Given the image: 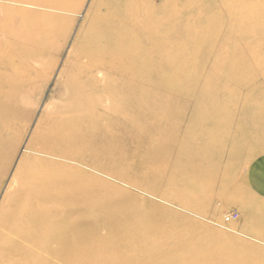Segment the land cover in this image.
<instances>
[{"label": "rangeland", "instance_id": "1", "mask_svg": "<svg viewBox=\"0 0 264 264\" xmlns=\"http://www.w3.org/2000/svg\"><path fill=\"white\" fill-rule=\"evenodd\" d=\"M96 1L64 0L61 11L30 8L31 37L45 47L34 49L36 66L26 55L6 71L13 80L5 83L23 81L27 90L2 154L0 204L19 164L32 156L31 138L50 118L45 107L66 103L60 86ZM166 5L176 14L168 89L175 112L155 117L173 124L171 134L143 120L141 132L113 142L115 160L93 159V170L36 156L80 168L94 181L78 211L96 224V239L83 237L59 264H264V0ZM121 241L124 263L115 258Z\"/></svg>", "mask_w": 264, "mask_h": 264}, {"label": "bare ground", "instance_id": "2", "mask_svg": "<svg viewBox=\"0 0 264 264\" xmlns=\"http://www.w3.org/2000/svg\"><path fill=\"white\" fill-rule=\"evenodd\" d=\"M170 1L97 0L91 6L87 31L60 86L66 103L45 107L50 118L31 138L27 151L32 156L19 164L0 204V264H59L72 257L83 237L84 243L96 239V224L78 211L80 202H89L85 187L93 179L80 168L36 156L93 170V159L100 156L113 162V142L141 132L143 120H150L148 129L164 128L171 134L173 124L155 117L160 110L164 118L175 112L169 102L176 96L169 90L177 63L171 43L176 14L165 7ZM66 4L0 0V164L27 90L23 81L5 83L13 80L6 71L21 67L20 59L26 55L36 66L34 49L45 47L31 37L30 8L61 11ZM159 86L166 91L160 92ZM28 169L33 171L22 173ZM70 229L71 236L65 232ZM110 229L117 232L116 224ZM123 245L119 242L121 251L115 255L120 263L126 260Z\"/></svg>", "mask_w": 264, "mask_h": 264}]
</instances>
